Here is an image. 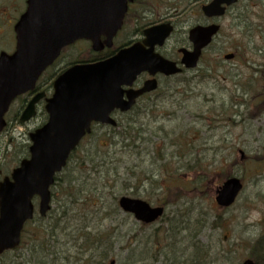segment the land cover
<instances>
[{"label":"rangeland","instance_id":"obj_1","mask_svg":"<svg viewBox=\"0 0 264 264\" xmlns=\"http://www.w3.org/2000/svg\"><path fill=\"white\" fill-rule=\"evenodd\" d=\"M141 1L143 8L152 10L147 3L151 0ZM183 3L171 0L169 6L181 14ZM190 5L186 14L182 12L170 46L187 22L199 21V16L194 18L196 6L193 2ZM238 5L246 6L241 10L244 19L233 21L232 12L219 19V33L197 69L184 72L175 80L177 90H185L182 96L177 95L181 100L141 115L144 120L137 131H144L142 139L139 137L130 147H123L117 137H109L110 130L102 128L74 152V158L58 175L62 180L77 179L79 185L75 203L69 200L76 206L68 212L71 231L57 237L54 253L58 260L49 262L52 257L47 236L36 227L40 219L35 211L33 221L23 229L19 247L2 255L0 264H41V259H47L43 264H67L64 258L74 263V257L81 256L79 246L88 248L92 235L98 232L105 233L96 243L99 250L109 247L112 252L107 261L114 260L115 264H162L154 260L158 249L171 259H166V264H184L181 255L184 234H178L183 227L181 221L198 213L205 221L200 240L207 242L211 254L202 264H240L252 254V244L264 234V111H259L263 109L261 103L264 104V6L257 0ZM134 24L129 13L117 44L130 38ZM6 48L10 50V44L3 41L2 49ZM226 54H234V59L224 60ZM16 104L0 133V180L17 166L22 144L28 143V133L44 119L40 115L19 125L13 119ZM258 105L261 106L256 108ZM239 151L243 153L242 160ZM92 164L99 167L94 169ZM163 164L165 167H161ZM203 170L208 173L204 181ZM170 174L179 181L186 179L183 184L186 190L177 202L165 206L163 220L142 226L131 216L114 210L117 207L114 201L120 196L136 197L151 206L162 205L165 199L162 185L172 187L179 182L171 181ZM229 176L239 178L243 190L232 207L219 209L214 203V192ZM102 179H107L109 185L115 182L114 193L106 194L107 189H112L106 187L101 195L99 190L93 194L95 188L102 189L105 184ZM52 193L50 215L59 219L62 210L59 201L65 197L60 187H54ZM65 208L70 205L67 203ZM104 214L108 218H103ZM84 225L89 228L82 232ZM167 229L169 232H165ZM154 241L159 242L156 249Z\"/></svg>","mask_w":264,"mask_h":264},{"label":"water","instance_id":"obj_2","mask_svg":"<svg viewBox=\"0 0 264 264\" xmlns=\"http://www.w3.org/2000/svg\"><path fill=\"white\" fill-rule=\"evenodd\" d=\"M235 1L214 0L202 9L207 16H220L224 11L220 5L229 6ZM127 2L131 0H27V10L14 28L15 52L10 56L0 54V132L6 125L4 115L11 102L34 90L38 77L62 47L85 39L98 52L104 47L101 36L106 39V47H110L121 27ZM217 30V26H210L189 32L193 50L180 51L186 68L195 67L200 51ZM170 32L167 24L152 27L144 31L142 44H134L105 61L73 66L54 80L52 96L44 106L47 121L28 134L29 158L0 182V254L18 246L21 229L33 216V197L39 198V215L45 216L55 175L90 132L91 124L114 127L116 122L110 116L113 111H128L140 95L156 86L150 81L137 91L123 88L131 87L142 72L151 76L179 72L174 63L153 53V47L161 45ZM41 96L37 94L29 101L20 116L21 123L34 117V105ZM240 190L239 180L228 179L217 190L215 202L219 207H229ZM118 204L123 212L145 224L163 213L162 208H151L141 200L127 197H121ZM242 264L253 263L245 260Z\"/></svg>","mask_w":264,"mask_h":264},{"label":"flooded vegetation","instance_id":"obj_3","mask_svg":"<svg viewBox=\"0 0 264 264\" xmlns=\"http://www.w3.org/2000/svg\"><path fill=\"white\" fill-rule=\"evenodd\" d=\"M26 1L27 0H0V53L5 52L6 54L10 55L13 53L15 48V38L13 28L17 21L19 20L20 16L25 12L26 9ZM144 1V0H143ZM171 0H151L148 1L153 8H143L142 1L140 0H133V2L129 5L130 15L133 16L135 20V24L133 27V32L130 35V38L122 40L118 42L117 40L119 37L121 30L117 33L115 38L112 40L111 47L103 48L100 52L102 55L104 53H113L116 54L117 51L123 48H127L135 43H141L143 40V31L151 26L161 25V24H169L172 27V33L170 37L162 44V46H158L154 48V51L159 54L161 57L173 61L178 64L181 59V49H191L192 44L189 41V31L195 26H208L213 23H218L217 17H205L202 13V8L204 6L209 5L213 0H180V3L184 1L183 7L181 8L180 13L174 12L177 10L170 9L169 2ZM249 2L251 0H238L236 5L230 6L227 8L226 14L232 12L231 18L232 20H239L241 21L244 19L241 10L246 6H239L238 4L243 2ZM260 3L264 4V0H258ZM191 2L193 5L196 6V15L194 18L199 16V21L194 24L195 21H190L185 24V26L180 30L178 41L170 46L169 43L172 37L177 33L176 26L181 23L180 18L183 13H187V8L191 7ZM145 3V2H144ZM146 4V3H145ZM157 4L161 6L160 8L157 7ZM181 4L178 6L180 7ZM134 7V11L133 8ZM132 9V10H131ZM174 10V11H173ZM173 11L174 14H171ZM127 13V15H128ZM223 17V16H222ZM152 18V19H151ZM124 24V23H123ZM5 29H6V36H5ZM8 38L6 39L5 37ZM5 38V39H4ZM127 40V41H126ZM3 41H7L10 44L9 49H2ZM12 46V47H11ZM77 47V49H75ZM207 50V49H206ZM202 53L203 54L207 51ZM106 51V52H105ZM109 57V56H108ZM108 57H104L102 59H107ZM200 58V61H201ZM90 43L88 41H76L75 43L69 44L63 47L57 58L53 61V63L45 69L43 74L40 77L38 82L37 88L35 91L28 93L24 96H21L19 100L17 99L16 110L13 115L14 120H18L21 116L22 111L24 110L28 101L36 94H42L41 99L35 106V117L43 116V108L45 100L50 96L51 93V86L53 80L60 74H62L68 68L74 66L75 64H84L90 62ZM199 60V59H198ZM199 61V62H200ZM45 79V80H44ZM149 80H154L156 83V89L149 93H145L141 95L136 104L138 105H149L151 107H156L165 103L168 92H169V78L164 75L156 74L155 76H150L148 73H141L132 85L133 90H138L143 87V85L148 82ZM15 101V102H16ZM14 106V103L11 105V108ZM44 116H46L44 114ZM52 224H54V220H50ZM44 222V221H43ZM47 259H41V264H43ZM50 263L53 262L49 260ZM112 261H106L103 259H91V260H77L74 264H111Z\"/></svg>","mask_w":264,"mask_h":264},{"label":"trees","instance_id":"obj_4","mask_svg":"<svg viewBox=\"0 0 264 264\" xmlns=\"http://www.w3.org/2000/svg\"><path fill=\"white\" fill-rule=\"evenodd\" d=\"M110 55L109 52L104 53L103 55H98V59L104 58V57H108ZM96 57V56H95ZM92 58V57H91ZM143 107V106H142ZM141 107V108H142ZM144 109L150 110L151 111V106L148 105L143 107ZM137 109L139 110H132L131 113L121 116L119 118L118 124L116 128H107V127H93L91 133L84 139V141H87L88 139L92 138L93 135L95 133L98 132L99 129H106V130H110L112 133H110L111 135L109 137L113 138L114 136L117 137L119 139V142L121 143V145L123 147H130L135 141H137V139L140 137L142 139V135L144 134V131H140L138 133L137 129L139 126L142 125L141 121L144 120L143 116H146L145 112H140V106H137ZM146 110V111H147ZM145 111V110H144ZM145 113V114H144ZM142 114H144L143 116H141ZM83 141V142H84ZM127 141V144H123L124 142ZM27 148L28 145L26 143L22 144L21 150L19 151V157L25 158L27 157ZM75 153H72L69 160L72 158H74ZM19 159L18 162L21 160ZM84 159H86V157H83L82 161H84ZM68 160V162H69ZM81 162V160H80ZM68 164V163H67ZM92 168L96 169V167H99L98 164L93 165L92 164ZM197 166V165H195ZM161 167H165V165L163 164ZM198 167V166H197ZM83 170V169H82ZM204 171V170H203ZM97 174V173H94ZM203 176V180L207 179L208 173L206 172V170L202 173ZM170 180L171 181H177V178L174 177L172 174H170ZM56 181V185L55 187H60L61 189V194L64 195L65 197V205H63V201H59L61 203L60 208L62 209L60 212V218L57 221V223L55 225H49L48 229L50 228V231L52 232L55 228L56 231V235L57 236H62L64 233H66L68 230H70V227H68L67 224V219H65L64 221H62L63 217H65V215L68 216V212H70L72 210V207L74 209H76L75 205L70 204L71 203H75V198L78 195V190L77 187L78 182L77 179H68V180H62V178H60L59 176H57L55 178ZM100 181H104L105 184H102L103 187H101L102 189H98L95 188L93 194H96L97 190H99L98 195H101L103 192V189L106 187H112V189H107L106 194L108 193H114L113 192V188L115 185V182H113V184L109 185V181L107 179H102ZM208 181V180H207ZM181 186L179 185H175L172 187H168L165 185L164 187V201L163 204L164 206L169 205V203L174 204L179 198H181L182 193L185 191V189L182 187V179L179 181ZM83 184V183H82ZM134 186L136 185L135 183L133 184ZM133 187V186H131ZM197 191H195V195H196ZM97 195V196H98ZM112 195V194H111ZM70 200V202H69ZM116 202V200L114 201V203ZM70 205V208H65L66 204ZM80 210V209H78ZM199 213L194 217V218H189L185 216V219L183 221H181V223L183 224V227L180 228L179 233L178 234H184L181 236V238L183 239V244H184V248L182 249V257H183V261L184 264H189V262H193L194 264H202L204 261L209 259V249L207 248V246L198 238L201 230L205 227L203 223V220L198 217ZM107 217L106 214L103 215V218ZM70 218V217H69ZM87 227H81V229L84 231ZM165 232H169V229H167ZM103 235H105V233H96L95 235H93V241L90 243L91 248H93L94 250L99 249V246L96 245L95 240H99L103 237ZM262 240H257V242L255 243V245L253 246L254 250H262V252L264 253V248H263V244H262ZM168 244H172V239L168 236L167 238ZM155 243L159 244L158 241H155ZM157 247V246H156ZM155 247V248H156ZM107 256V254H106ZM252 259L255 261L256 264H264V255L263 256H251ZM166 255L161 254V252L158 253L156 261H161L162 264H166ZM167 260H171V259H167ZM182 264V263H181Z\"/></svg>","mask_w":264,"mask_h":264}]
</instances>
